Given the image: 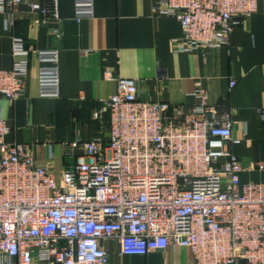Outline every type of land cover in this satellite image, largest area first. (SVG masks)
Masks as SVG:
<instances>
[{
	"label": "built area",
	"instance_id": "built-area-1",
	"mask_svg": "<svg viewBox=\"0 0 264 264\" xmlns=\"http://www.w3.org/2000/svg\"><path fill=\"white\" fill-rule=\"evenodd\" d=\"M260 1L157 0L154 12L175 18L183 33L177 49L194 52L227 44ZM25 3L0 0L8 30ZM58 5L30 4L39 14L34 23L57 19ZM94 12L95 0H75L78 22ZM32 53L14 41L17 61L0 70L6 99L24 94ZM35 53L43 64L40 97L59 98V51ZM193 96L189 111L146 102L136 80L118 78L116 94L93 115L109 117V138L66 145L60 181L27 145L7 143L11 129L0 118V264H112L108 241L119 242L122 256L178 246L190 250L193 264H264V184L242 183L230 112L201 87Z\"/></svg>",
	"mask_w": 264,
	"mask_h": 264
},
{
	"label": "crops",
	"instance_id": "crops-1",
	"mask_svg": "<svg viewBox=\"0 0 264 264\" xmlns=\"http://www.w3.org/2000/svg\"><path fill=\"white\" fill-rule=\"evenodd\" d=\"M156 2L95 0L94 16L78 22L75 0H59V17L37 25L39 14L30 4L44 0H28L18 8L10 30L8 16L0 14V70H11L16 63V39L34 50L24 94L15 101L0 95V118L11 129L7 143L27 145L36 162L60 181L66 145L109 138V117L95 120L93 115L116 94L118 78L136 80L140 100L184 111L195 105L193 94L201 87L211 104L231 114L230 149L244 167L242 183L264 184V170L259 169L264 165V0L255 14L234 27L227 44L194 52L177 49L181 25L156 14ZM50 50L59 51V98L39 94L43 64L35 52ZM103 246L112 264H193L190 250L183 247L122 256L118 241Z\"/></svg>",
	"mask_w": 264,
	"mask_h": 264
}]
</instances>
